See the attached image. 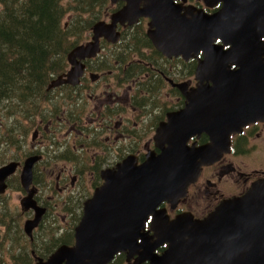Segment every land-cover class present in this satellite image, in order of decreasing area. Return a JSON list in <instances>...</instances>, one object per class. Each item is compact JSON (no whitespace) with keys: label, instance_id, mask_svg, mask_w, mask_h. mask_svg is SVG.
Masks as SVG:
<instances>
[{"label":"water","instance_id":"1","mask_svg":"<svg viewBox=\"0 0 264 264\" xmlns=\"http://www.w3.org/2000/svg\"><path fill=\"white\" fill-rule=\"evenodd\" d=\"M119 1L125 5L110 15V22L93 25L92 41L69 52L72 68L48 88L77 84L84 67L78 59L94 56L100 37L117 40L119 23L133 24L141 16L151 19L148 35L165 54L189 58L203 53L196 70L200 82L186 93L187 106L157 129L160 153L149 152L140 165L127 158L117 170L104 172L105 183L84 202L75 242L62 244L47 258L35 256L34 264H110L119 253L128 264H264V179L202 219L188 213L170 218L159 208L164 201L176 207L202 166L229 152L232 134L264 121V0H204L210 7L221 4L212 14L175 0L111 3ZM203 133L209 142L187 145ZM34 163L28 158L22 171L26 189ZM16 168L15 162L0 167V194ZM34 194L21 200L23 210L35 212L24 223L30 239L46 213Z\"/></svg>","mask_w":264,"mask_h":264},{"label":"flooded vegetation","instance_id":"2","mask_svg":"<svg viewBox=\"0 0 264 264\" xmlns=\"http://www.w3.org/2000/svg\"><path fill=\"white\" fill-rule=\"evenodd\" d=\"M175 2L209 14L221 8L220 3L207 6L204 0ZM124 5L125 2L119 1L112 7L118 10ZM106 15L110 20V15ZM150 21L149 17L141 16L133 24L119 23L117 40L100 37L96 54L78 59L84 67L77 84L64 83L49 89L53 80L65 76L72 68L66 56L67 68L46 88L48 102L43 106L39 103L28 116L31 129L20 138L17 154L0 165L17 163L16 171L6 179L7 189L3 193L17 179L20 193H35L38 204L46 207L45 216L62 204L67 218L76 216L73 219L79 222L84 202L105 183L104 172L117 170L127 158L140 165L149 152L160 153L155 139L157 129L168 122L170 114L183 110L189 103L186 93L198 88L196 70L203 53L189 58L165 54L148 35ZM79 33L82 31H75ZM85 34L88 37L79 40L68 54L76 46L92 41L93 30ZM207 142L205 133L196 134L187 145ZM263 147L264 121L244 126L231 135L229 152L202 166L175 208L168 201L160 207L166 209L170 218L188 213L202 219L224 200L242 196L264 179V163L253 166L245 160V156ZM8 150L2 148V154ZM32 157L33 180L26 189L21 175L27 159ZM56 195L62 201L56 202V207L51 206ZM22 212L29 218L34 216L32 210ZM146 227L149 228V222Z\"/></svg>","mask_w":264,"mask_h":264},{"label":"trees","instance_id":"3","mask_svg":"<svg viewBox=\"0 0 264 264\" xmlns=\"http://www.w3.org/2000/svg\"><path fill=\"white\" fill-rule=\"evenodd\" d=\"M67 9L64 0H0V104L10 103L11 115L19 113L20 107L33 109L48 102L49 82L64 70L69 49L81 38L74 35L81 26L63 24ZM6 225L0 218V264H34L33 250L39 255L35 237L31 241L23 227L12 221ZM73 234L74 230L67 233L40 256L46 258L59 245L72 244ZM123 262L124 254H118L111 264Z\"/></svg>","mask_w":264,"mask_h":264},{"label":"rangeland","instance_id":"4","mask_svg":"<svg viewBox=\"0 0 264 264\" xmlns=\"http://www.w3.org/2000/svg\"><path fill=\"white\" fill-rule=\"evenodd\" d=\"M67 5V12L63 19V24L66 26L78 27L76 28L79 33L78 35L81 38H78V41L84 40L88 37L85 34L86 31L91 30L92 27L89 26L92 22L107 20V11L112 7L110 0H81L82 3L79 5L78 0H64ZM91 4H97L95 7ZM81 7L82 11H77ZM93 8L91 11L89 9ZM71 32L67 34L71 35ZM76 35V34H74ZM74 37L70 38L73 39ZM75 41V40H74ZM68 64L65 62L64 68H67ZM63 68V69H64ZM15 105H12V108ZM43 106V103H42ZM35 108H21L19 113L16 115L10 114V103L3 102L0 104V165L14 157L17 154V145H19V140L22 137L23 133H27L31 129L32 122H28L30 115L33 114ZM24 119V123H22ZM31 134V133H30ZM31 137V135H30ZM14 144V145H13ZM27 146V145H26ZM24 146V147H26ZM2 148L9 149L4 151L2 154ZM245 160L253 166H260L261 163H264V147L262 150L253 152L245 156ZM20 187L17 179L12 181V187L8 190L7 193L0 196V218L3 221L4 226L7 227L6 222L9 220L13 224L24 226L25 221L29 218L24 212H22L21 200L26 195V193H20ZM47 194V193H44ZM86 195H91V193H85ZM62 198L55 196L51 206L56 207V202H61ZM78 200H76L75 205H77ZM57 209H51V212L45 216L41 226L35 232V243L34 248L37 249L38 254L43 253L44 251L51 248V246L56 243L60 238H63L67 233H71L76 226L75 223L77 219H73L76 216L67 218L65 214V209L61 204ZM122 264H127L124 256V262Z\"/></svg>","mask_w":264,"mask_h":264}]
</instances>
